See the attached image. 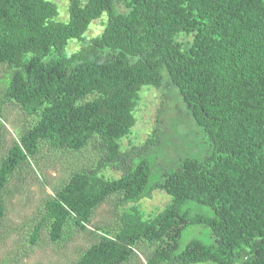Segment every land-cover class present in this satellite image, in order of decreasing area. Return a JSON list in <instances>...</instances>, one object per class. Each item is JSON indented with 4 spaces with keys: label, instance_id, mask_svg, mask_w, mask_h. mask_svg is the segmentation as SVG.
Wrapping results in <instances>:
<instances>
[{
    "label": "trees",
    "instance_id": "obj_1",
    "mask_svg": "<svg viewBox=\"0 0 264 264\" xmlns=\"http://www.w3.org/2000/svg\"><path fill=\"white\" fill-rule=\"evenodd\" d=\"M62 3L66 17L55 0H0V115L3 101L15 100L36 117L0 161V195L42 144L78 150L96 137L101 152L43 201L31 237L45 222L53 240L73 223L84 228L95 206L119 193L121 227L99 230L75 264H120L140 240L156 245L146 264H264V0ZM164 82L201 142L151 182L159 115L141 144L122 149L120 140L136 122L141 88ZM155 191L169 200L144 213L139 204ZM4 211L0 196V218ZM191 225L214 241L179 248Z\"/></svg>",
    "mask_w": 264,
    "mask_h": 264
},
{
    "label": "rangeland",
    "instance_id": "obj_2",
    "mask_svg": "<svg viewBox=\"0 0 264 264\" xmlns=\"http://www.w3.org/2000/svg\"><path fill=\"white\" fill-rule=\"evenodd\" d=\"M55 1L59 14H65L66 17V10L59 5H64L63 0ZM100 25L99 21L95 22L87 34H96ZM5 68L0 64V78ZM1 110L0 161L6 156L14 139L36 122V117L26 113L15 100H4ZM157 115L162 134L160 144L150 148L147 153L151 165V182L159 179L163 169L176 168L184 155L198 152L197 143L201 142L200 130L187 116L176 90L164 82L159 89L152 86L141 88L135 110L136 122L131 131L121 138L120 147L126 149L141 144L151 133ZM97 141L96 137L92 138L78 150H59L45 143L36 152L33 158L35 162L30 158L29 163L24 162L16 168L0 195L5 209L0 218V264H75L79 256L98 240L99 230H119L124 206L120 205V194L112 193L95 206L84 228L73 223L66 227L59 239L53 240L50 237V223L45 222L40 226L37 236L34 239L31 237L33 228L41 219L43 201L54 197L55 191L69 181L72 172L95 165L101 155ZM104 175L111 176L108 171H104ZM165 194L155 191L152 198H146L139 204L140 209L148 213L156 206L163 208L169 200ZM191 239L206 244L214 241L208 228L191 225L183 230L179 248L182 249ZM155 246V243L145 240L136 242L134 252L120 264H146ZM161 264L178 262L168 260Z\"/></svg>",
    "mask_w": 264,
    "mask_h": 264
}]
</instances>
